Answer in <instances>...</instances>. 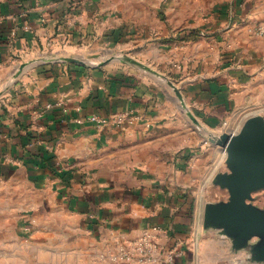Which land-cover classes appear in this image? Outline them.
I'll list each match as a JSON object with an SVG mask.
<instances>
[{
    "label": "crops",
    "instance_id": "1",
    "mask_svg": "<svg viewBox=\"0 0 264 264\" xmlns=\"http://www.w3.org/2000/svg\"><path fill=\"white\" fill-rule=\"evenodd\" d=\"M259 26L264 0H0V264H149L120 257L146 232L160 264H264L203 222L199 129L264 102Z\"/></svg>",
    "mask_w": 264,
    "mask_h": 264
},
{
    "label": "water",
    "instance_id": "2",
    "mask_svg": "<svg viewBox=\"0 0 264 264\" xmlns=\"http://www.w3.org/2000/svg\"><path fill=\"white\" fill-rule=\"evenodd\" d=\"M67 61L83 66L92 64L78 58ZM129 61L136 63L129 59ZM175 89L182 107L195 125L201 123L187 108L182 92ZM226 152L227 172L216 174L213 184L229 192V200L207 203L204 207L203 222L206 227L220 230L232 242L235 251L245 250L250 240L259 242L249 248L250 261L264 263V209L253 203V194L264 190V117L258 114L248 116L238 132H224L209 139Z\"/></svg>",
    "mask_w": 264,
    "mask_h": 264
},
{
    "label": "rangeland",
    "instance_id": "3",
    "mask_svg": "<svg viewBox=\"0 0 264 264\" xmlns=\"http://www.w3.org/2000/svg\"><path fill=\"white\" fill-rule=\"evenodd\" d=\"M208 9H211L213 7L206 6ZM262 30H264L263 26H259L256 28V33L260 36H264V33H262ZM114 55V53H111L107 51L103 55L99 57H85L90 62H96L98 59H102L104 57ZM98 58V59H96ZM264 101V100H263ZM258 114L264 117V102L256 103L254 105H245L241 109H237L236 111H230L224 121L222 123L214 128V127H206L202 126L200 129V132L203 136L202 144L200 145L201 150L207 151H213L214 152V178L216 174L227 172L228 168L225 162V153L223 149L215 144H213L209 139L214 136H219L224 132H228L230 134H233L234 132H238L245 119L250 116ZM240 127V128H239ZM221 160V162L218 164V162ZM216 188L219 189V192L216 194L214 193V200L213 203H220L225 202L229 200V192L226 189L220 188V186L214 185ZM251 203L254 205L263 208L264 209V190L257 191L253 194V199L251 200ZM259 242V238L254 237L250 240L248 247L251 248L253 245H256ZM249 248H246L245 251L247 255L250 257V251ZM252 262V261H251ZM253 263V262H252Z\"/></svg>",
    "mask_w": 264,
    "mask_h": 264
},
{
    "label": "built area",
    "instance_id": "4",
    "mask_svg": "<svg viewBox=\"0 0 264 264\" xmlns=\"http://www.w3.org/2000/svg\"><path fill=\"white\" fill-rule=\"evenodd\" d=\"M264 33V30H262ZM159 227H155L153 231L155 233L160 232ZM174 250L164 251L160 247L157 237L151 232H146L141 239H139L132 247L131 250H127L121 253L120 257L125 259H131L137 257L140 261L149 264H160L163 262L173 263Z\"/></svg>",
    "mask_w": 264,
    "mask_h": 264
},
{
    "label": "bare ground",
    "instance_id": "5",
    "mask_svg": "<svg viewBox=\"0 0 264 264\" xmlns=\"http://www.w3.org/2000/svg\"><path fill=\"white\" fill-rule=\"evenodd\" d=\"M240 128V127H239ZM225 154H226V152H225Z\"/></svg>",
    "mask_w": 264,
    "mask_h": 264
}]
</instances>
